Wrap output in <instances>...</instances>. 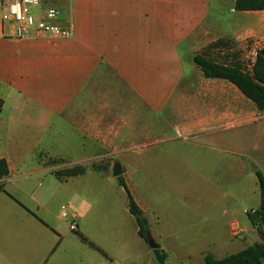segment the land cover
<instances>
[{"label":"crops","instance_id":"obj_1","mask_svg":"<svg viewBox=\"0 0 264 264\" xmlns=\"http://www.w3.org/2000/svg\"><path fill=\"white\" fill-rule=\"evenodd\" d=\"M41 5L58 10L55 22L70 30L69 38H15L0 15V159L8 165L0 178L5 190L0 264H63L62 217L34 204L45 172L56 176L70 168L59 161L64 158H74L72 164L84 168L81 174L112 170L118 159L140 160L120 163L122 176L147 170L154 157L172 163L174 170L164 169L163 175L141 174L134 189L124 178L153 238L222 231L214 237L260 242L247 216L258 208L260 192L254 190L252 206L242 211L236 204L208 202L209 227L198 230L196 194L185 186L192 184L197 166L213 170L219 158L225 170L242 174L250 167L264 175V112L233 83L204 77L191 61L222 38L247 42L254 52L264 46V10H236L235 0H41ZM160 138L174 150H161L164 144L155 143ZM101 159L113 161L95 162ZM25 174L37 179L35 187L26 188ZM154 181L178 187L185 201L170 206L155 201ZM207 247H185L176 260L200 264ZM159 248L167 253V246Z\"/></svg>","mask_w":264,"mask_h":264},{"label":"rangeland","instance_id":"obj_2","mask_svg":"<svg viewBox=\"0 0 264 264\" xmlns=\"http://www.w3.org/2000/svg\"><path fill=\"white\" fill-rule=\"evenodd\" d=\"M211 53L212 57L217 60H230L231 57L236 56L244 68H249L254 59V50L247 45V42L239 44L233 39L230 40L228 48L214 49ZM166 135L168 139L172 132L167 130ZM161 139L155 142L157 146L164 144V148L161 150H174L173 146L167 143L168 140L164 143ZM219 159H216L211 166L213 170H209V165L203 166L205 170H201L196 161L192 162V166H197L199 170H197L196 176L192 175V184L188 182V187H185L192 194H196L197 207L193 217L196 218L195 226L198 230L209 227L205 220L208 210H210V208L205 207L208 202H218L220 205L236 204L242 211L243 208L252 206L255 196L254 190L256 193L259 192L256 177L250 167L244 173L239 174L238 168L225 170V164H222L221 159ZM59 161H63L64 168L77 166L72 164L75 161L74 158H64ZM111 161L113 159H101L95 162H99L101 165H109ZM114 161L125 163V161L140 160L118 159ZM162 161L164 162V160L154 157L150 160L147 170L133 169L126 172L123 178H128L130 186L134 189L137 178L141 174L155 177L163 175L164 169L174 170L172 163H163ZM91 162L92 160L85 161L89 166ZM170 173L173 175L172 172ZM45 174L46 181L36 190L40 199L38 203L34 204V208L41 211L43 209L40 206L44 207L54 218H58L61 205L64 204L68 214L75 216V222L78 225L77 230H70L68 228L69 218L60 219L59 229L63 240L60 242L59 248L64 249L66 254L63 264H159L153 250L138 236L135 220L127 208L126 192L117 177L112 174V170H87L85 174L65 176L61 179L54 175L53 170H47ZM29 177L28 174L22 176L25 179L22 182L28 189L37 185V179H28ZM185 178L189 180L190 176L187 175ZM189 185L191 186L189 187ZM127 186L131 191V187ZM152 186L151 192L155 194L154 200L157 202L170 206L173 203L185 201L184 197L177 195L179 188L173 184H159L158 181H154ZM239 214L248 221L243 213L240 212ZM218 233L222 235V231L209 233L196 231L188 239L176 238L186 235V232L168 239L161 238L158 234L153 239L160 245L167 246V260L165 262L167 264H178L176 260L178 252L185 247L200 250L208 246L206 249L209 252L221 258L255 241L250 239L241 242L237 237L218 239L214 237ZM82 236L93 242L98 248L83 240ZM58 243L59 241H57ZM55 256L53 255L52 258ZM47 257L49 260L50 254ZM196 263L197 261L193 262L192 259L185 258L179 264ZM262 264H264V259Z\"/></svg>","mask_w":264,"mask_h":264},{"label":"trees","instance_id":"obj_3","mask_svg":"<svg viewBox=\"0 0 264 264\" xmlns=\"http://www.w3.org/2000/svg\"><path fill=\"white\" fill-rule=\"evenodd\" d=\"M236 10H264V0H235ZM230 38H222L209 43L199 52L191 57L192 63L207 78H221L230 81L247 97L256 107L264 112V46L255 50L254 59L249 68H244L236 56L230 60H216L211 52L221 47H229ZM82 166H74L64 170L56 171V176H72L82 173ZM8 174V165L4 158L0 159V178ZM257 184L260 192V204L258 208L247 211V216L253 226L257 229L260 242L227 254L221 258L215 257L211 252L204 255L200 264H262L264 259V175L258 169L255 170ZM119 183L123 186L127 199L128 211L134 217L137 224V234L146 242L147 235H150L148 218L134 200L132 193L122 175L117 176ZM4 190L0 185V192ZM82 239L98 248L93 242L82 236ZM159 264H164L167 253L161 248L153 249Z\"/></svg>","mask_w":264,"mask_h":264},{"label":"built area","instance_id":"obj_4","mask_svg":"<svg viewBox=\"0 0 264 264\" xmlns=\"http://www.w3.org/2000/svg\"><path fill=\"white\" fill-rule=\"evenodd\" d=\"M0 8L1 20L12 25V35L15 38L34 35L69 38L71 35L68 28L55 22L58 10L42 6L41 0H2ZM60 216L69 218V229L76 230L75 218L68 214L64 204L61 205Z\"/></svg>","mask_w":264,"mask_h":264},{"label":"water","instance_id":"obj_5","mask_svg":"<svg viewBox=\"0 0 264 264\" xmlns=\"http://www.w3.org/2000/svg\"><path fill=\"white\" fill-rule=\"evenodd\" d=\"M123 168L121 167L120 163L116 162L112 169V174L117 177L119 175H122ZM146 243L151 249H157L160 247L159 243H157L151 235H147L146 237Z\"/></svg>","mask_w":264,"mask_h":264}]
</instances>
